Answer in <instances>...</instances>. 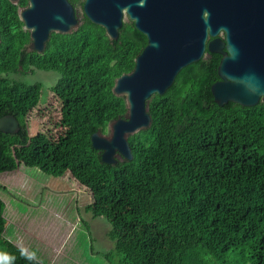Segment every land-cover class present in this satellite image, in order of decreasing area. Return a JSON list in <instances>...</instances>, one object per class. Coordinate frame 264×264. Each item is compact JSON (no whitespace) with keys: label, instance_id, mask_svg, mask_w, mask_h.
<instances>
[{"label":"trees","instance_id":"1","mask_svg":"<svg viewBox=\"0 0 264 264\" xmlns=\"http://www.w3.org/2000/svg\"><path fill=\"white\" fill-rule=\"evenodd\" d=\"M0 35V116L12 114L21 125L0 132V172L20 164L54 176L70 171L90 192L86 210L113 226L119 264H264V100L215 101L221 55L207 52L154 95L149 127L129 136L132 158L107 164L91 136L127 116L126 99L113 88L133 70L146 37L126 21L112 41L82 16L77 29L53 31L42 53L26 51L30 31L8 0H0ZM29 70L60 74L51 86L61 102L56 137L28 134L44 85L12 75ZM5 212L0 195V252L29 264L5 237Z\"/></svg>","mask_w":264,"mask_h":264},{"label":"water","instance_id":"2","mask_svg":"<svg viewBox=\"0 0 264 264\" xmlns=\"http://www.w3.org/2000/svg\"><path fill=\"white\" fill-rule=\"evenodd\" d=\"M83 9L112 41L119 39L125 17L147 41L133 70L113 88L117 97L126 99L127 116L112 122L108 133L91 136L102 162L132 158L128 139L149 127L148 102L164 95L180 72L207 52L222 57L220 80L212 86L219 105L256 106L264 100V0H85ZM18 14L30 31L29 50L39 53L53 31L71 32L81 24L68 0H31ZM19 129L16 116H0V132L14 134Z\"/></svg>","mask_w":264,"mask_h":264},{"label":"rangeland","instance_id":"3","mask_svg":"<svg viewBox=\"0 0 264 264\" xmlns=\"http://www.w3.org/2000/svg\"><path fill=\"white\" fill-rule=\"evenodd\" d=\"M77 10L82 14L83 6L78 5ZM124 20L127 21V18ZM12 76L28 83L38 81L44 85L41 102L28 117V134L32 136L43 131L56 137L62 132L58 125L61 102L51 86L56 83L60 74L43 70L33 73L29 70L24 75ZM64 184L73 186L75 190L62 191ZM0 195L6 202L5 217L9 222L8 227L11 228V222L16 218L25 221L27 232L24 237L33 241V244H39L37 239L47 244L53 243L55 240L49 242L43 238H50L54 232L58 234L56 228L62 227L66 235L64 243L67 245L64 249L67 255L74 256V264H119L120 256H112L115 253V241L110 238L109 233L113 226L107 219L94 218L87 212L85 204L91 202L90 192L77 183L70 171L54 176L37 167L20 164L14 171L0 172ZM5 237L11 239L8 231ZM31 250L37 254L35 249ZM53 250L52 246H48L42 251V262L48 263L52 259V263L55 262L53 264H70L67 259L64 260L60 248Z\"/></svg>","mask_w":264,"mask_h":264},{"label":"crops","instance_id":"4","mask_svg":"<svg viewBox=\"0 0 264 264\" xmlns=\"http://www.w3.org/2000/svg\"><path fill=\"white\" fill-rule=\"evenodd\" d=\"M18 168V167H17ZM16 168V169H17ZM15 170V169H14ZM13 170V171H14ZM73 177V176H72ZM12 178V177H11ZM78 183V182H77ZM79 184V183H78ZM80 185V184H79ZM2 186H4L5 188H7V186L6 185H2ZM64 186V188L63 189H61L62 191H74L75 189H74V187L73 186H71V187H68L67 185H63ZM4 199V198H3ZM91 201H92V199H91ZM91 203V202H90ZM87 205L88 204H85V208L87 207ZM88 212V211H87ZM90 213V212H89ZM12 223V226H11V228H9L8 226H9V222H8V220H7V224H6V228H7V231L10 233V235H11V240L14 242V243H16L18 246H20V247H26V248H28L29 250H31V249H35L36 251H37V257H38V259L40 260V261H43L42 260V258H41V254H42V251H45L46 250V248H48V246H52V250L54 249V248H60V252H61V254L64 256V260L65 259H67L68 260V262H70V264L73 262V264H74V256L71 254V255H67V252H65V249H64V247L66 246L67 247V245L64 243V240H65V237H66V235L63 233V231H62V227L61 228H56L57 229V232H58V234H55V232L53 233V236H51L50 238H43V240H48L49 242H52L53 240H55L53 243H50V244H47L46 242H42L41 240H39V239H37L38 240V242H39V244H33V241H28L27 239H25V237H24V235H25V233L27 232L26 231V229H25V224H27V223H25V221H23L22 219H18V218H16L13 222H11ZM14 223V224H13ZM82 223H83V219H82ZM81 224V223H80ZM13 226L15 227V228H13ZM6 231V232H7ZM67 236H68V234H67ZM26 241L28 242L27 244H26ZM62 241V242H61ZM35 246H36V248H35ZM40 246V247H39ZM40 248V249H39ZM53 252H54V250H53ZM55 255V254H54ZM53 263H55V262H53ZM52 263V259H50L49 260V262L48 263H45L44 262V264H53ZM76 264V263H75Z\"/></svg>","mask_w":264,"mask_h":264},{"label":"clouds","instance_id":"5","mask_svg":"<svg viewBox=\"0 0 264 264\" xmlns=\"http://www.w3.org/2000/svg\"><path fill=\"white\" fill-rule=\"evenodd\" d=\"M20 256L29 262V264H41L35 251L26 247L18 248ZM16 257L7 252H0V264H15Z\"/></svg>","mask_w":264,"mask_h":264},{"label":"flooded vegetation","instance_id":"6","mask_svg":"<svg viewBox=\"0 0 264 264\" xmlns=\"http://www.w3.org/2000/svg\"><path fill=\"white\" fill-rule=\"evenodd\" d=\"M68 1H70V2L74 5V3L72 2V0H68ZM8 2H9L12 6H14V7L16 8V11H17V15H18V16H19L18 11H20V10H26V9H28V8L31 6V0H17L15 4H12L10 0H8ZM84 3H85V0H78L77 6L80 5V4H81L82 6H84ZM74 6H75V5H74ZM77 6H75V9H76V11H77V13H78V15H79V17H80V20L82 21V16H85V15H84V9H83V11H82V14H80V13L78 12V10H77ZM126 18H127V17H126ZM19 19L23 22V20H22V18H21L20 16H19ZM127 21L132 22V21L129 20L128 18H127ZM124 22H126V21L124 20ZM132 23H133V22H132ZM23 29H24V30H27V28L25 27L24 22H23ZM0 39H1V35H0ZM1 43H2V39H1ZM1 43H0V44H1ZM28 45H29V44H27V45L25 46V48H24L26 51H30ZM45 113H46V111L43 112V114H45Z\"/></svg>","mask_w":264,"mask_h":264}]
</instances>
